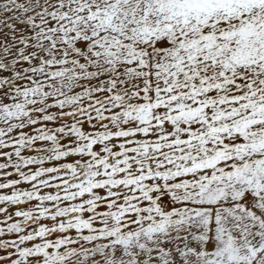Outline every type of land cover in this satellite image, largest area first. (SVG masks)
I'll return each instance as SVG.
<instances>
[{"label": "snow or ice", "instance_id": "1", "mask_svg": "<svg viewBox=\"0 0 264 264\" xmlns=\"http://www.w3.org/2000/svg\"><path fill=\"white\" fill-rule=\"evenodd\" d=\"M0 264H264V0H0Z\"/></svg>", "mask_w": 264, "mask_h": 264}]
</instances>
